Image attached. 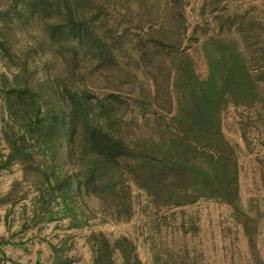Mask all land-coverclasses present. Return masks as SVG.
<instances>
[{"label":"rangeland","instance_id":"1","mask_svg":"<svg viewBox=\"0 0 264 264\" xmlns=\"http://www.w3.org/2000/svg\"><path fill=\"white\" fill-rule=\"evenodd\" d=\"M0 264H264V0H0Z\"/></svg>","mask_w":264,"mask_h":264}]
</instances>
